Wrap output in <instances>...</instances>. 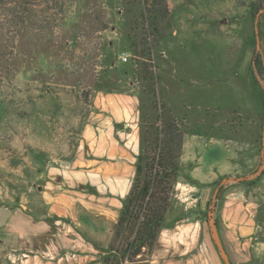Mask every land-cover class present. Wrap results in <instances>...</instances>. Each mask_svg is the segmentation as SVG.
Returning a JSON list of instances; mask_svg holds the SVG:
<instances>
[{
  "label": "rangeland",
  "instance_id": "374dc122",
  "mask_svg": "<svg viewBox=\"0 0 264 264\" xmlns=\"http://www.w3.org/2000/svg\"><path fill=\"white\" fill-rule=\"evenodd\" d=\"M166 1L168 12L158 21V32L141 17V0H49L31 7V14L19 10L31 27H21L0 48L3 188L27 191L14 187L16 174L4 168H29L36 161L52 165L60 157L71 168L98 89L140 95L135 124L143 136H151V128L144 133L146 124H158L159 112L174 116L181 129L206 131L208 136L184 134L183 171L197 162L210 167L206 173L222 161L236 162L232 157L243 170L228 174V179L223 175L217 183L257 178L264 163V71L255 82L250 66L255 50L264 61V0ZM134 50L148 52L154 63L135 56ZM121 53L128 55L127 61ZM143 62L154 68L155 83L143 79ZM122 179L128 183L129 170ZM5 189L0 187V192ZM187 190L176 184L179 200L190 195ZM85 191L90 193L87 187ZM179 203L173 201L171 216L184 212ZM213 204L205 209L211 220L218 199ZM259 258L251 254L242 264H264V254Z\"/></svg>",
  "mask_w": 264,
  "mask_h": 264
},
{
  "label": "crops",
  "instance_id": "0c3cea01",
  "mask_svg": "<svg viewBox=\"0 0 264 264\" xmlns=\"http://www.w3.org/2000/svg\"><path fill=\"white\" fill-rule=\"evenodd\" d=\"M95 92L94 112L81 129L70 169L62 157L53 158L58 162L52 165L36 161L29 168L2 169L15 173L13 186L27 191L13 193L0 185L5 189L0 192V264H102L101 255L134 176L139 98L135 93ZM189 157L193 161L191 152ZM230 159L236 162L222 161L206 173L207 166L197 162L187 172L179 170L183 182L177 184L190 195L179 200L175 192L174 201H182L184 212L171 216L172 202L166 222L177 216L183 219L161 227L142 263L225 264L214 234L232 264L249 261L251 254L255 259L264 254V175L253 183L241 176L217 183L223 175L243 170L241 162ZM128 170V183L123 184ZM217 193L214 225L205 209Z\"/></svg>",
  "mask_w": 264,
  "mask_h": 264
},
{
  "label": "trees",
  "instance_id": "16d2710c",
  "mask_svg": "<svg viewBox=\"0 0 264 264\" xmlns=\"http://www.w3.org/2000/svg\"><path fill=\"white\" fill-rule=\"evenodd\" d=\"M48 1L0 0V40L3 41L0 43V48H4L7 42H12L14 35L20 31L21 27H31L30 21L24 20L25 15L19 14V10L31 14V7ZM141 4V17L151 25L153 32H158L160 30L158 21L163 19L168 12L167 1L141 0ZM137 53L134 50V55L147 56L148 60L151 59L148 52L139 50ZM142 67L143 79L155 83L158 75H155L154 71L149 68L148 62H143ZM250 71L255 82L258 81L257 73L264 71L262 54L257 50L254 52ZM149 91L154 90L149 88ZM138 98L140 99V95ZM156 120L159 122L156 123L157 125L148 126L146 124L144 133L147 134L148 128H151L153 129L151 136L149 133L146 136H143L142 132L139 133V152L134 163L133 180L123 200L111 240L103 250L104 254L101 255L102 264H144L141 262L144 259L142 256L145 251L149 253L152 251L161 227L172 225L183 219L177 216L169 223L166 222L167 214L174 201L183 150V137L185 133L206 136L208 133L198 127L181 129L174 116L166 113L159 112ZM262 175H264V166L260 169L256 179ZM229 177L225 175L222 179ZM217 198L218 193L208 201L207 209L213 208V202ZM213 224L216 225V219Z\"/></svg>",
  "mask_w": 264,
  "mask_h": 264
},
{
  "label": "water",
  "instance_id": "95a60500",
  "mask_svg": "<svg viewBox=\"0 0 264 264\" xmlns=\"http://www.w3.org/2000/svg\"><path fill=\"white\" fill-rule=\"evenodd\" d=\"M262 149H263V152H264V122H263V131H262ZM264 166V163L262 165V167ZM214 239H215V243L217 245V248L219 250V252L221 253L222 255V258H223V261L225 264H231L227 254H226V251L223 247V244L221 243V241L218 239L217 235L214 234Z\"/></svg>",
  "mask_w": 264,
  "mask_h": 264
},
{
  "label": "built area",
  "instance_id": "2783aa9c",
  "mask_svg": "<svg viewBox=\"0 0 264 264\" xmlns=\"http://www.w3.org/2000/svg\"><path fill=\"white\" fill-rule=\"evenodd\" d=\"M163 54V53H162ZM134 56V55H133ZM136 56V55H135ZM133 57V60H134V58H136V57ZM127 57H128V55L126 54V53H121V55H120V58L122 59V61H127ZM153 61V62H152ZM151 63H154V60H153V58H151V61H150ZM152 69V71H154V73H155V75H156V72H155V70H154V68H151Z\"/></svg>",
  "mask_w": 264,
  "mask_h": 264
}]
</instances>
